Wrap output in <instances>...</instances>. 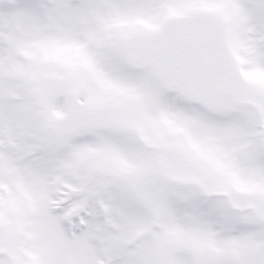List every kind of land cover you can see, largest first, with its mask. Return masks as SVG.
Returning <instances> with one entry per match:
<instances>
[{
	"label": "snow or ice",
	"instance_id": "1",
	"mask_svg": "<svg viewBox=\"0 0 264 264\" xmlns=\"http://www.w3.org/2000/svg\"><path fill=\"white\" fill-rule=\"evenodd\" d=\"M0 264H264V0H0Z\"/></svg>",
	"mask_w": 264,
	"mask_h": 264
}]
</instances>
